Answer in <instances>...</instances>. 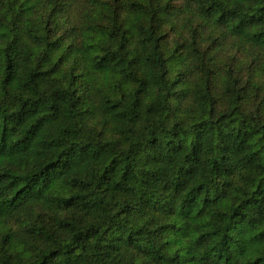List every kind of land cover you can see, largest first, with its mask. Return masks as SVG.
Masks as SVG:
<instances>
[{"label": "trees", "instance_id": "1", "mask_svg": "<svg viewBox=\"0 0 264 264\" xmlns=\"http://www.w3.org/2000/svg\"><path fill=\"white\" fill-rule=\"evenodd\" d=\"M0 264H264V0H0Z\"/></svg>", "mask_w": 264, "mask_h": 264}, {"label": "rangeland", "instance_id": "2", "mask_svg": "<svg viewBox=\"0 0 264 264\" xmlns=\"http://www.w3.org/2000/svg\"><path fill=\"white\" fill-rule=\"evenodd\" d=\"M230 54L234 56L235 62L249 60V58L241 57V55L238 54V52H236V51H231Z\"/></svg>", "mask_w": 264, "mask_h": 264}]
</instances>
